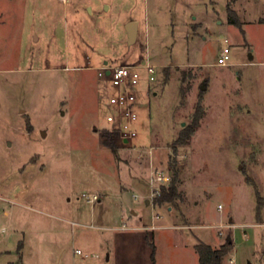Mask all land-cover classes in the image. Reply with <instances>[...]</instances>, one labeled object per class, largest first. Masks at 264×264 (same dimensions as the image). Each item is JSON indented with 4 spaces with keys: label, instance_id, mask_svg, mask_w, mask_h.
I'll return each mask as SVG.
<instances>
[{
    "label": "rangeland",
    "instance_id": "1",
    "mask_svg": "<svg viewBox=\"0 0 264 264\" xmlns=\"http://www.w3.org/2000/svg\"><path fill=\"white\" fill-rule=\"evenodd\" d=\"M148 59L157 81L147 96L142 84L127 146L97 73ZM175 161L179 211L151 210L139 191ZM256 191L264 199V0H0V264H194L197 245L228 236L223 264H264Z\"/></svg>",
    "mask_w": 264,
    "mask_h": 264
},
{
    "label": "built area",
    "instance_id": "2",
    "mask_svg": "<svg viewBox=\"0 0 264 264\" xmlns=\"http://www.w3.org/2000/svg\"><path fill=\"white\" fill-rule=\"evenodd\" d=\"M63 1L66 2L67 0ZM229 53V49L223 51L218 61L219 66L230 65ZM97 76L104 84V89L111 93L106 105L109 111L106 116V124L118 127L123 144L131 146L139 136L140 116L138 108L142 94L140 89L146 81L148 83L146 96L149 95L152 84L157 81L156 67L150 63L149 59L145 65L130 64L129 66L112 67L105 65L98 69ZM151 178L150 195L152 197L150 196V200L155 201L161 195V188L169 186L172 178L163 172H156ZM97 202H99V197L92 195L89 203L95 204ZM123 228L127 229L125 226ZM151 228L153 229L155 226H151ZM77 254L82 255V252L77 251Z\"/></svg>",
    "mask_w": 264,
    "mask_h": 264
},
{
    "label": "trees",
    "instance_id": "3",
    "mask_svg": "<svg viewBox=\"0 0 264 264\" xmlns=\"http://www.w3.org/2000/svg\"><path fill=\"white\" fill-rule=\"evenodd\" d=\"M232 23H237L236 21L230 18ZM203 117V111L200 108L194 123L192 126H188L182 130L180 136L172 142V149L175 153L178 152L182 146H186L189 144L190 139L195 134V132L200 127V120ZM172 171V180L170 185L167 187H162L160 190V196L157 197L154 203L161 207L163 205L169 204L170 207H175L179 211V200H181L182 195L179 193V172L177 169V161H175L174 165L170 168ZM257 192V191H256ZM257 196L259 198L257 204V221L260 222L262 220V214L264 211V199L260 196L259 192H257ZM234 249V244L231 236H228L225 239V242L219 249H215L209 244L200 243L196 246V253L198 256L199 264H223V259L228 256Z\"/></svg>",
    "mask_w": 264,
    "mask_h": 264
},
{
    "label": "crops",
    "instance_id": "4",
    "mask_svg": "<svg viewBox=\"0 0 264 264\" xmlns=\"http://www.w3.org/2000/svg\"><path fill=\"white\" fill-rule=\"evenodd\" d=\"M139 192H141V194L142 195H144V197H145V202H146V204H147V206L149 207V208H151V210H155L156 208H160V207H155V203L154 202H152L151 200H148V198H149V193L147 192V191H139ZM115 197V196H114ZM115 200H117V203L119 202L120 204H121V206L123 205V202H124V198H123V194H116V197H115ZM117 205V207L118 208H120L121 206H119V204H116ZM162 207V206H161ZM161 209V208H160ZM171 210H172V207H168V211H170L171 212ZM134 215H135V217H137L138 218V222H139V224L140 223H143L144 222V219H143V217H139V214H138V212H134ZM167 216L169 217V218H171V216H169L168 214H167ZM159 219V218H158ZM153 220V219H152ZM157 227V226H156ZM210 245V244H209ZM223 245V244H222ZM211 246V245H210ZM213 247V246H212ZM214 248V247H213ZM215 249H217V248H215ZM195 251H196V247H195ZM197 254V253H196ZM194 264H199V261H198V256H196V257H194Z\"/></svg>",
    "mask_w": 264,
    "mask_h": 264
},
{
    "label": "water",
    "instance_id": "5",
    "mask_svg": "<svg viewBox=\"0 0 264 264\" xmlns=\"http://www.w3.org/2000/svg\"><path fill=\"white\" fill-rule=\"evenodd\" d=\"M138 23L137 22H130L128 24L127 32H128V39L131 44L135 43L138 35ZM202 90H205V85L201 87Z\"/></svg>",
    "mask_w": 264,
    "mask_h": 264
}]
</instances>
